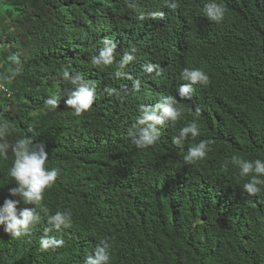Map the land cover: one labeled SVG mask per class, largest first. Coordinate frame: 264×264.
Returning <instances> with one entry per match:
<instances>
[{
	"label": "trees",
	"instance_id": "1",
	"mask_svg": "<svg viewBox=\"0 0 264 264\" xmlns=\"http://www.w3.org/2000/svg\"><path fill=\"white\" fill-rule=\"evenodd\" d=\"M176 2L172 10L166 0H0V85L11 93L0 92V119L15 125L9 143L28 136L43 144L46 167L58 171L30 237L13 239L0 227V264H84L101 239L112 243L110 264H264V186L249 196L248 178L231 163L233 155L264 161V0ZM209 2L226 7L221 23L205 15ZM154 12L164 18L152 19ZM105 38L116 44L117 62L137 49L125 68L132 80L117 78L115 64H91ZM148 64L160 74L147 73ZM185 68L210 78L191 100L177 94ZM65 71L95 85L93 107L80 117L66 105L74 88ZM107 88L129 95L121 100ZM169 96L180 120L162 125L154 146L137 148L128 133L140 106ZM48 99L59 108L50 111ZM193 120L200 135L173 144ZM202 140L214 142L207 157L186 164ZM13 160L11 150L0 158V208L19 200L9 196ZM33 207L20 201L17 213ZM42 207L72 216L71 228L48 233L65 241L55 251L40 250L50 227Z\"/></svg>",
	"mask_w": 264,
	"mask_h": 264
},
{
	"label": "clouds",
	"instance_id": "2",
	"mask_svg": "<svg viewBox=\"0 0 264 264\" xmlns=\"http://www.w3.org/2000/svg\"><path fill=\"white\" fill-rule=\"evenodd\" d=\"M135 7V5H131ZM166 6L175 10L179 5L176 0L168 2ZM205 15L207 18L217 24L221 23L226 16L227 9L223 4L209 2L205 5ZM152 19H163L162 12L151 13ZM138 19L143 20L145 17L140 15ZM104 47L100 50L98 56L91 59V64L97 68H109L115 64V76L119 79L132 80L133 77L125 71L126 66L135 60L137 49L131 47L123 52L122 57L116 61V44L108 38L102 40ZM11 59V58H10ZM145 71L149 74L156 72L160 74V66L148 64ZM21 69H14L13 75H19ZM64 78L69 80L74 90L69 92L66 100L68 108L72 109L74 116L80 117L91 111L95 102V85L92 82L85 81L79 74L70 76L69 72L63 73ZM12 77L6 76V80ZM181 78L187 83L182 84L178 89L180 100H191L195 91L194 86L206 87L210 84L209 76L200 69L185 68L181 73ZM7 91V90H5ZM105 91L108 95H117L121 100L129 95V89L124 88L117 90L107 88ZM132 91L139 93L141 83L136 80L133 84ZM11 95V93H8ZM176 98L169 96L162 102L154 106H140L141 115L136 123L129 129V136L132 137L133 144L137 148L146 149L154 146L160 136L159 128L166 122H177L182 116L181 110L177 107ZM50 111L59 108L57 99H48L45 102ZM200 109L195 111L196 116L200 115ZM15 130V125L7 119H0V158L7 160L9 150H11L14 160L9 170L10 177L15 181V187L9 189V196L19 197V200L6 199L3 207L0 208V227L13 239H23L30 237L34 227L40 222V215L36 208L40 207L44 200V194L55 185L58 179L56 169L49 170L46 167L48 154L43 144L35 143L33 139L24 136L9 143L8 137ZM200 135V127L196 120H193L187 126L183 127L179 134L172 137V143L181 146L191 136L195 139ZM214 142L211 140H202L193 147H190L183 159L186 164H195L204 160ZM233 166L239 169L240 178H248L243 184V191L249 196H256L260 193L261 187L264 186V161L260 159L248 160L241 156L233 155L231 157ZM22 201L26 205H34L33 208H24L19 214L17 205ZM41 211L47 215V223L50 227L45 229V234L39 241L42 252L55 251L64 247L65 241L49 236L48 233L53 230L59 232L61 229L72 227L73 220L70 212L57 211L54 215H48V209L42 207ZM112 243L109 239H101L97 244L94 254L86 257L84 264H110Z\"/></svg>",
	"mask_w": 264,
	"mask_h": 264
},
{
	"label": "built area",
	"instance_id": "3",
	"mask_svg": "<svg viewBox=\"0 0 264 264\" xmlns=\"http://www.w3.org/2000/svg\"><path fill=\"white\" fill-rule=\"evenodd\" d=\"M5 90H7V91H5ZM0 92H2L3 94H5V95H9L8 93V89L7 88H5L3 85H0Z\"/></svg>",
	"mask_w": 264,
	"mask_h": 264
}]
</instances>
